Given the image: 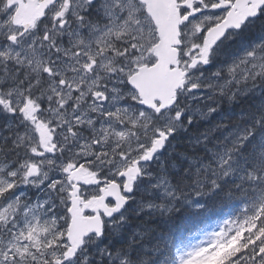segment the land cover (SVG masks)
<instances>
[{"label":"snow or ice","instance_id":"6c2138e0","mask_svg":"<svg viewBox=\"0 0 264 264\" xmlns=\"http://www.w3.org/2000/svg\"><path fill=\"white\" fill-rule=\"evenodd\" d=\"M0 264H264V0H0Z\"/></svg>","mask_w":264,"mask_h":264}]
</instances>
